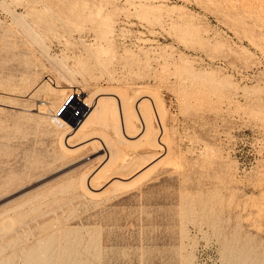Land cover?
I'll return each instance as SVG.
<instances>
[{"label":"rangeland","instance_id":"rangeland-1","mask_svg":"<svg viewBox=\"0 0 264 264\" xmlns=\"http://www.w3.org/2000/svg\"><path fill=\"white\" fill-rule=\"evenodd\" d=\"M99 90L145 138L64 148ZM0 264H264V0H0Z\"/></svg>","mask_w":264,"mask_h":264},{"label":"bare ground","instance_id":"bare-ground-1","mask_svg":"<svg viewBox=\"0 0 264 264\" xmlns=\"http://www.w3.org/2000/svg\"><path fill=\"white\" fill-rule=\"evenodd\" d=\"M68 96H69V94L64 98L62 105L57 104L53 110L54 119L58 123L62 124L63 126H65L67 128L65 135H64V138H65L64 143L66 144L65 147L63 146L64 148L77 150L79 148V146L81 147L82 145L86 144L88 141H92L95 138L96 134H93L94 132L92 131L93 129H95V128H93V125L95 126V123L97 121H99L100 119L103 120V118H105L107 115L109 116L108 112L110 113V109L112 110V108L109 107V99L114 101V102L111 101V102H113L112 107H114V111H115V112L113 111L114 114L113 113L112 114L117 116V120L113 124L114 129L112 128L113 131L115 130L114 135L116 136V141H124L126 139L130 140L132 137H134L136 139H140V140L142 138L143 139L145 138V135L147 134V125H146L144 114H143L142 110L145 107L144 105H146V104H144L143 102L145 100H148L155 107V100H154L155 98L153 99V97H151L149 94L142 92V91H139L138 93H136L134 95V98L126 101V99H123L124 97L123 98L119 97L116 92H113L110 90H99L95 95L91 96V98H93L91 110H90V105L82 102L79 99L78 94L76 92L73 93V97L70 98L67 102ZM63 105H64V107L62 108ZM70 107H72V114H70V118H69L68 111H69ZM60 108H62L61 112L57 113ZM75 110L79 111L78 115L74 114ZM110 116H111V113H110ZM115 116H113V117H115ZM113 117H112V122L115 121V120H113ZM132 117H134L133 120L131 119ZM134 120H136V122L140 124V127L136 128L137 132L135 133V136H132V135H130V128L132 129V127H134V124H135ZM55 124H56V122H55ZM69 124L74 126V128L70 129ZM56 125H58V124H56ZM80 133H81V135L77 139L75 135H77V134L79 135ZM74 136L77 139V141H75L76 143L71 142V139ZM62 138H63V135H62ZM114 141H113V143L111 142L112 144H109L110 141L107 143V141L104 142V140H101V142L104 146L103 148H104L105 152L109 153V151L114 149V147H112V145L114 143H117ZM159 142H161V141H159ZM59 143H60V141H59ZM114 145H116V144H114ZM111 155H113V153ZM111 155H109V156L107 155L108 158L110 157V160H111ZM107 157L105 158V160L102 161L103 165H105L107 163V161L109 160ZM100 165H102V164L100 163ZM141 171H142V168L136 167L130 172V174L128 173V175H125V176L124 175L120 176L121 174L120 175H114L113 174L114 176L109 177L108 182H110L116 178H118V179H130V178L135 177L138 174H140ZM94 174L95 173H93V172L90 175L88 174L89 175V177L87 178L88 185L90 184L89 181H91ZM125 181L127 182V180H125ZM90 188L93 189V187H90Z\"/></svg>","mask_w":264,"mask_h":264}]
</instances>
